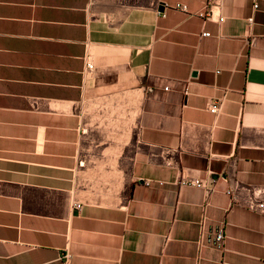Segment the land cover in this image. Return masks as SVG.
I'll return each instance as SVG.
<instances>
[{
    "label": "crops",
    "instance_id": "obj_1",
    "mask_svg": "<svg viewBox=\"0 0 264 264\" xmlns=\"http://www.w3.org/2000/svg\"><path fill=\"white\" fill-rule=\"evenodd\" d=\"M207 2L0 0V264H264V0Z\"/></svg>",
    "mask_w": 264,
    "mask_h": 264
},
{
    "label": "built area",
    "instance_id": "obj_2",
    "mask_svg": "<svg viewBox=\"0 0 264 264\" xmlns=\"http://www.w3.org/2000/svg\"><path fill=\"white\" fill-rule=\"evenodd\" d=\"M223 0H208V2L205 4L203 11L198 14L200 18L203 20H210L213 16L212 9L214 7L220 8L221 3ZM177 9L180 11L186 13L187 8L184 5L176 6ZM254 9H257V4H254ZM249 22L252 21L250 18L248 20ZM218 22H223V17L219 15L218 17ZM201 37H209L208 33H203ZM93 66L92 65H87L88 70H92ZM168 87L164 88V91H168ZM184 95H188V90L185 88L184 90ZM220 108L219 104H212L209 107V112L212 114H215L218 112ZM151 182H146L145 185L149 186ZM177 184L179 186H188V187H193L200 189L204 192L205 194V204L203 206V211H205V208L208 206V199L212 195L213 187H212V181L210 178L206 179H198V178H193V179H187V178H179ZM238 185L234 184L232 188H230L227 191V194L230 196L232 200V206H238L241 208H244L248 210L249 212H252L254 214H257L259 216L264 217V188H247L246 189V198L244 200H238L237 196L235 194V190H237ZM78 208V206H77ZM204 224V219L202 220L200 224V235L198 238V244L199 245H212L218 250H223L224 242H225V232H224V227H220L216 231L212 232L210 235H206L203 225ZM62 261V264H71L70 263V257L67 253H64L60 256L59 258Z\"/></svg>",
    "mask_w": 264,
    "mask_h": 264
}]
</instances>
